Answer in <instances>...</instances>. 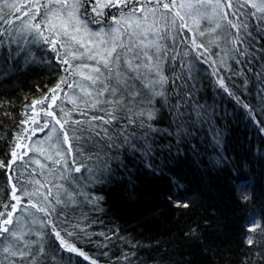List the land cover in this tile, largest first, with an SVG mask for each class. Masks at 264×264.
<instances>
[{
	"label": "trees",
	"instance_id": "trees-1",
	"mask_svg": "<svg viewBox=\"0 0 264 264\" xmlns=\"http://www.w3.org/2000/svg\"><path fill=\"white\" fill-rule=\"evenodd\" d=\"M9 3L16 8L0 12L10 21L0 22V222L11 212L20 224L9 227L25 235L23 241L7 234L6 239L0 238V264H264V31L260 30L264 21L256 18L260 14L254 17L255 9L238 0H231V9L222 10L233 22L248 24L251 32L248 36L240 29L247 55L235 59L226 41L227 33L235 35L236 30L222 19L217 36L223 39L217 40L218 46H210V53L191 46L193 36L198 43H207L210 37H200L193 30H181L185 32L182 36L174 31L176 51L172 54L179 53V58L165 65V75L171 78L169 67L179 71L181 61L191 68V78L187 70L184 73L188 88L179 97V110L170 79L165 85L171 93L168 102L155 97L151 105L155 119L120 121L113 129L111 148L100 141L80 154L75 148L84 141L72 140L70 155L58 131L52 143L64 153L61 166L52 162L56 149L49 145L44 155L25 153L20 146L34 131L30 125L36 113L50 110L61 122L68 120L69 134L72 121L86 119L65 99V93L70 91L72 96L74 89L67 84L56 89L63 77L67 83L74 81L61 60L81 64L82 60L70 54L80 49L67 40L62 42L70 47L58 43L57 51L44 43L39 31L46 37L55 34L43 21L49 10L45 0ZM115 11L119 10L104 8V15L96 16L86 6L80 17L87 28L97 31L106 28L113 14L117 15ZM220 78L227 92L218 83ZM93 114L98 113L88 116ZM125 135L129 143H124ZM73 157L86 165L80 173L68 171ZM49 188L52 204L59 195L68 206L56 205L57 212L46 217L30 202L43 206L41 194ZM67 192L73 193L74 203L68 201ZM33 217L44 221L43 226L31 223ZM250 224L260 227L250 232ZM56 232L78 251L62 247ZM249 236L252 245L246 242ZM9 242L15 245L13 251L30 254L23 258L5 254L3 248Z\"/></svg>",
	"mask_w": 264,
	"mask_h": 264
},
{
	"label": "snow or ice",
	"instance_id": "snow-or-ice-1",
	"mask_svg": "<svg viewBox=\"0 0 264 264\" xmlns=\"http://www.w3.org/2000/svg\"><path fill=\"white\" fill-rule=\"evenodd\" d=\"M55 2L62 6L63 11L67 12V18L59 26L60 31H56L57 26L53 25L52 30L55 33L53 37L44 36L43 32L39 31L40 25L36 24L35 28L39 31L40 37L43 38L44 43L50 44L53 51H57L58 43L60 47H70V45H66L62 41H71L78 45V49H83L78 54L76 51L70 53L73 59L92 62L72 65L66 58L61 60L63 64L68 65L65 71H68L69 75L79 76V79L74 80L72 83H67V77H63L60 83L56 85V89H59L61 84H67L68 88L74 89L69 101L76 106L74 110H80V114L86 117L83 121L75 120L71 122L73 125L71 134L65 127L69 123L68 120L61 122V119L53 117L60 126V136H62L63 143L68 145L67 152L70 155L73 152L72 140L84 141V144L75 148V151L80 154H83L89 145L96 146L100 141H103L107 147L111 148L115 143V137L112 134L113 129L120 121L127 120L129 123H135L136 119L140 117H146L148 120L155 119L156 110L151 105L155 97H164L165 103L168 102V95L171 93L165 89V85L169 83L170 79L175 95L178 98L175 107L179 110L182 102L179 97L188 88L184 73L187 70L188 78H191V68L188 64L181 61L179 71H177L175 66H170L169 71L173 73L172 77L165 75V65L169 61L176 62L179 58V53L172 54L176 51L174 47L176 39L174 31H178L181 36L185 34L181 30L191 31L192 29L185 23V20L186 17H192L197 25V34L200 37L210 38L207 43H198L195 36H193L191 46L197 50L203 49V53H210V46L213 44L218 46L217 40L223 39V37L217 36V30L222 25L217 22L214 27L205 26L201 29L199 27L200 20L211 22L212 17L208 14L209 8L214 13H216L217 9L232 8L231 0H179V2L178 0H105L104 3L96 0L92 4V12L96 16H103V9L112 7L117 8L120 11V15L113 16L111 24L106 28H102L99 31H90L87 28V23L79 16V10L85 4L91 3V0H55ZM244 3L255 9V13H252L254 17H256V13H259L260 15L256 18L264 21V0H244ZM44 7L47 8L48 5L45 4ZM4 8L15 9L16 5L9 3V0H0V12ZM217 14L220 15L222 20L226 21L229 28L236 30L235 35L231 32L227 33L228 39L226 41V43L232 45L230 51L234 53L233 58L246 56L247 49L242 47L244 38L240 34V29H243L248 36H251V32L248 31V24L233 22L228 18L227 12L221 11ZM61 15H63V12H61ZM177 21L180 22L178 26ZM0 22L10 23V21H6L5 15H0ZM96 22L100 23V20ZM29 27H32V25H29ZM81 30L89 37L87 43L77 35ZM260 30L264 31V25L261 26ZM170 39L173 41L172 44L168 43ZM182 42L187 43V41ZM57 55L61 54L57 52ZM184 55L187 56L188 53L185 52ZM240 62L237 59V63ZM221 64L223 65V61H221ZM218 83L221 87H224L226 92L228 91L222 78L218 79ZM56 89H51L50 91L55 92ZM261 92H264V88L261 89ZM65 96L68 97V93H65ZM55 99L56 96L54 95L53 101ZM261 102L264 103V96L261 97ZM37 103H43V101H37ZM80 105H83L82 110ZM245 107L248 106L245 105ZM89 112L98 114H93L89 117ZM47 114L53 116L52 112ZM65 116H70V112H66ZM140 125L144 126L143 120L140 121ZM44 127H48V124L45 123ZM52 131L55 133L56 129L54 128ZM51 138L52 134L50 133L48 139ZM124 143H129L127 135L124 136ZM52 147L56 148V155L61 157V159H56L52 162L63 166L64 153L57 145L54 144ZM40 151L43 152V149H40ZM12 155L16 158L15 152ZM48 158L52 159L51 157ZM35 162L39 163V161ZM66 163L64 161V164ZM0 166L3 165L0 164ZM85 167V164L77 162L75 157H73L72 166L68 171L80 173L81 169ZM61 178L69 179L68 176H62ZM73 179L75 178L73 177ZM54 186L61 189L64 188L63 185ZM33 194L25 192V195ZM41 195H43L45 204L38 206L36 203L30 202V206L35 208L37 212L43 213L46 217L57 212L56 205L68 206L59 195L54 197L55 204H52L49 200V197L52 196L51 188L48 189L47 194L42 193ZM13 199L20 203L19 198L15 195H13ZM67 199L70 202H75L72 192H67ZM187 206V204L184 205V207ZM15 210L16 206L13 205V211ZM60 214L64 215L63 208H61ZM0 215L3 214L0 213ZM8 217V219L0 222V238L6 239L4 234H7L14 241H23L25 233L23 231H13L9 227V225L20 224L19 218L13 220L11 212L8 213ZM31 223H39L43 226L44 221L33 217ZM256 227L260 226H252L250 224L248 231L254 232ZM21 228H23V225H21ZM262 232H264V228H262ZM67 234L71 236L74 233L68 232ZM55 235L60 240L62 247H66L72 252L78 251L73 245L62 239L59 232H56ZM246 242L248 245H252L253 238L251 236L247 237ZM24 247H28L27 243L24 244ZM13 248H15V245L9 242L8 246L3 248V252L12 256L18 255L21 258L30 254L23 250L13 251ZM40 251L43 252V249L41 248ZM80 254L83 255V253ZM85 259H88V257L85 256Z\"/></svg>",
	"mask_w": 264,
	"mask_h": 264
},
{
	"label": "rangeland",
	"instance_id": "rangeland-1",
	"mask_svg": "<svg viewBox=\"0 0 264 264\" xmlns=\"http://www.w3.org/2000/svg\"><path fill=\"white\" fill-rule=\"evenodd\" d=\"M238 1L239 2H244V0H238ZM95 2H96V0H95ZM100 2L104 3L105 0H100ZM45 3L48 5L49 10L44 12L43 21L45 22V24L48 26V28L53 33H54V31L52 30L53 29V25L57 26L56 31H60L59 26L61 25L62 21L67 18V12L63 11L62 6L60 4H57L55 2V0H45ZM86 6L92 11V6L91 5H89L87 3V4L84 5V7H86ZM84 7L79 10V16H80L81 11H83ZM221 11L222 10L217 9L216 13H214L213 10L211 8H209L208 9V14L212 17L211 22L208 21V20H200L199 26L204 24V25H208V27H214L215 23H217V22L220 23L221 18H220V15H218L217 13H220ZM61 12H63V15H61ZM115 12L117 14L116 16L120 15V11H115ZM114 15L115 14H113V16ZM110 21L112 22V19ZM111 22L109 24H111ZM185 23H187L188 26L194 32H198L197 25L194 22V19L192 17H186ZM102 28H104V27L101 26L99 29H97V31H99ZM88 30H90V29L88 28ZM77 35H78L79 38H82L86 43L89 41L88 35L83 30H81V32L78 33ZM68 42L70 44L72 43L71 41H68ZM72 44L76 45L75 43H72ZM80 51H83V49H80ZM83 61L81 63H83ZM85 62L92 63L91 61H87V60H85ZM78 79H79V76L73 75V80H78ZM67 93H68V97H65L66 100H68L70 98V96H71L70 91L67 92ZM47 111H50V110H47ZM47 111L42 113V114H39L38 116H37V113L34 114L32 123L30 125L31 129H33L34 131H32V133H30L28 135L27 140L25 141V143L21 144V146H20V149H24L25 153L28 152V150H29L31 152H37V153H40V154L43 153V155H44V152H41L40 149H43V151H45L46 149H48V145H49V148L56 149V148L52 147L54 145V143H52V142H54L52 140V138L55 135L58 134L59 125L56 123V120L53 118L54 116H49L47 114L48 113ZM45 123L48 124V127H44ZM54 128L56 129L55 133H53V131H52ZM41 129H43V130H41ZM50 133L52 134V138L48 139V136H49ZM49 142H51V143H49ZM22 155L23 154H21V156ZM54 159L56 160V159H60V158L56 155L54 157Z\"/></svg>",
	"mask_w": 264,
	"mask_h": 264
}]
</instances>
